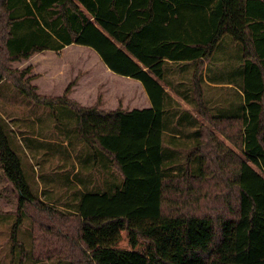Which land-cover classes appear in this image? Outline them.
I'll return each mask as SVG.
<instances>
[{
	"label": "trees",
	"instance_id": "16d2710c",
	"mask_svg": "<svg viewBox=\"0 0 264 264\" xmlns=\"http://www.w3.org/2000/svg\"><path fill=\"white\" fill-rule=\"evenodd\" d=\"M71 44L139 80L152 106H84L69 97L72 85L43 95L31 66H11ZM163 84L203 117L238 122L244 158L212 143ZM9 86L52 110L63 153L73 148L79 160L61 179L63 208L46 203L0 114V161L33 218L34 261L264 264V0H0V92ZM217 89L233 102L215 105ZM123 230L133 249L118 247Z\"/></svg>",
	"mask_w": 264,
	"mask_h": 264
},
{
	"label": "rangeland",
	"instance_id": "374dc122",
	"mask_svg": "<svg viewBox=\"0 0 264 264\" xmlns=\"http://www.w3.org/2000/svg\"><path fill=\"white\" fill-rule=\"evenodd\" d=\"M232 44L237 47L236 43H230V45ZM234 45L217 56L222 58L234 54L235 51H232L235 48ZM43 60L49 61V58L46 57ZM29 62H14L11 66L16 70H23L31 66L30 75L37 74L35 79L48 73L47 69H44L38 61L31 60ZM223 63L224 61L220 62L222 65ZM44 66H47V62H44ZM50 72V77L48 76L44 80L39 79L43 91L47 93H41L38 89L40 94L61 96L65 89L72 85L69 95L71 99L84 106L99 103L101 108L106 110H113L111 108L117 107L129 109L135 96L132 93L136 88L138 89V84H140L135 79L117 74L112 76L114 78L112 82L110 73L101 70L100 58L91 48L72 47L59 54L52 53V70ZM32 84L35 85L34 79ZM218 87L220 86L218 85ZM6 88L7 91L0 92V114L9 123L16 137L14 143L17 144L16 150L20 159L22 158L25 163L24 172L27 181L32 188L38 190L43 201L63 208L62 201L65 200V190L61 179L67 177L74 163L79 164V160L75 156L76 153H74L73 148H70L71 155L67 152L63 153L68 145L67 142L64 143L63 137L56 133L50 108L29 102L21 93L14 91L12 86ZM231 93L225 94L217 89L215 93L211 91L210 97L213 98L216 105L217 99L222 96L223 102L221 104L229 105L234 99ZM175 96L177 99H174L179 106L194 116L206 128L207 135L211 134L212 143H216L217 139L238 157L244 158L236 145L239 141L240 130L238 122L212 121L208 119L209 117H203L193 106L184 102L180 96L177 94ZM70 115L71 113L66 114L68 117ZM90 160L94 163L93 158H89ZM53 199H60L61 201L54 202ZM19 201V192L5 175L0 161V264H12L13 258L16 259L15 264H21V256L24 257L22 260L24 264H52L49 260L34 261L32 256V223L34 225V221L31 215L28 214L29 217L20 212ZM16 225L17 228L15 229ZM14 230H16L15 238ZM145 246V241L137 237L135 250L143 252ZM118 247L133 249L128 231H121Z\"/></svg>",
	"mask_w": 264,
	"mask_h": 264
},
{
	"label": "crops",
	"instance_id": "0c3cea01",
	"mask_svg": "<svg viewBox=\"0 0 264 264\" xmlns=\"http://www.w3.org/2000/svg\"><path fill=\"white\" fill-rule=\"evenodd\" d=\"M72 47H76V48H79V49H82V48H87V49H89L90 47H87V46H83V45H78V44H71V45H68V46H66V47H64L62 50H60V51H52V50H47V51H43V52H39V53H36V54H34V55H32L31 57H30V59H28V60H24L23 62H27V63H30L29 61H31V60H35V61H38L41 65H42V67L44 68V69H47V71H48V73L46 74V75H44V76H40L39 78H37V79H35L36 77H37V74H33V76H34V80H35V85L37 86V87H39L38 89H39V91L41 92V93H44V94H47L45 91H43V89H42V85L40 84V80H44L46 77H50V74H51V72H50V70H52V53H61L62 51H65V50H67V49H69V48H72ZM96 53V52H95ZM97 54V53H96ZM98 55V54H97ZM49 58V61H44L43 60V58ZM98 57H99V55H98ZM100 58V57H99ZM20 61H18V63H19ZM44 62H47V66H44ZM100 62H101V70H105L108 74L110 73V75H111V78H112V82L114 81V78L112 77L113 75H116V73H114L113 71H111L106 65H105V63L102 61V59L100 58ZM16 63V62H15ZM117 75H119V74H117ZM121 76V75H120ZM123 77H125V76H123ZM126 78H130V77H126ZM40 79V80H39ZM133 79V78H132ZM136 80V79H135ZM137 81H139V80H137ZM139 83L140 84H138L139 85V87H138V89L136 88V90L134 91V93H132V94H135V96H134V100L132 101V106L129 108V109H126V108H121V107H117V108H111V109H113V110H116V109H119V108H121V109H125V110H128V111H131V110H133V109H145V108H150L151 106H152V104H151V101H150V98H149V96H148V94H147V92H146V90H145V88H144V86L142 85V83L139 81ZM163 86L165 87V89L173 96V98H175V99H177L176 98V93L175 92H173L171 89H170V87L169 86H166L165 84H163ZM213 86H215V84L213 85ZM173 93H172V92ZM185 102V101H184ZM104 108V107H103Z\"/></svg>",
	"mask_w": 264,
	"mask_h": 264
}]
</instances>
